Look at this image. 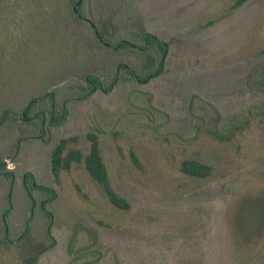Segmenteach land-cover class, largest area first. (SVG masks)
I'll return each instance as SVG.
<instances>
[{"label": "rangeland", "instance_id": "374dc122", "mask_svg": "<svg viewBox=\"0 0 264 264\" xmlns=\"http://www.w3.org/2000/svg\"><path fill=\"white\" fill-rule=\"evenodd\" d=\"M233 4L84 0L87 20L75 25L78 36L94 39V23L115 44L124 39L140 45L147 31L168 43L164 71L146 83L117 64L144 75L161 60L154 46L146 54L136 48L98 50L85 61L78 49L71 55L53 30L41 36L32 56L0 65L4 98L12 90L27 94L53 81L51 89H61L59 104L80 96L85 74H97L108 85L119 71L109 93L98 90L69 102L66 122L42 138L38 122L24 135L17 117L9 126L0 124V156L12 163L15 175L13 187L0 179V264H20L2 220L9 197L14 207L9 238H17L30 221L34 237L47 239L40 202L48 196L39 193L32 207L22 186L26 171L57 190L47 205L56 242L40 258L44 264H264V0L236 9ZM37 61H50L46 72L54 78L43 74ZM238 124L245 130L230 141L212 135L214 127L226 134ZM88 132L99 135L111 182L128 201L127 209L111 202L84 163L58 179L53 175L56 143L76 136L72 145L86 154ZM26 134L33 137L18 148L19 136ZM130 150L138 153L143 169L135 166ZM183 159L209 164L211 175L184 174Z\"/></svg>", "mask_w": 264, "mask_h": 264}, {"label": "trees", "instance_id": "16d2710c", "mask_svg": "<svg viewBox=\"0 0 264 264\" xmlns=\"http://www.w3.org/2000/svg\"><path fill=\"white\" fill-rule=\"evenodd\" d=\"M247 1L234 0L232 9L242 6ZM83 7L84 0H0V65L5 62L14 64L13 61L22 55L32 56V49H38L41 44V36L53 30L54 37L63 36L64 43L68 49L70 51L72 49L73 54L75 49H78L85 61L93 59V55H96L98 50L109 51V49L136 48L146 54L148 47L154 46L162 56L161 60L157 62L156 69L152 65L143 72L144 75H141L135 68L127 64L118 63L117 65L128 71L140 83H146L164 71V57L168 53L169 45L151 32H145L143 43L140 45L124 39L117 41L115 44L94 23H90L93 28L94 39L89 36L86 38V35L78 36L74 29L75 25L84 23L87 20L83 13ZM82 39L86 41L85 44L88 47L80 41ZM82 50H84L83 53ZM80 55L75 54V57ZM54 60L58 61V58L56 57ZM67 60L64 57L63 61L66 62ZM50 61L43 62L42 65L41 61L37 62L41 65L42 73H45L51 80L54 76L47 73L48 69L46 72V66ZM48 66L49 68L53 67L50 63ZM13 72L17 73L18 70L14 69ZM118 78L119 71L117 70L112 80L108 85H105L101 76L87 73L81 82L80 96L64 98L61 104L56 100L58 91L61 89H51L50 86L53 81L49 82L51 85L49 84L38 90H31L27 94H23L21 90L18 92L12 90V93L5 95V98L0 95V118L2 119L0 124L5 121V123L8 122L7 125L9 126L10 121H12L11 118L17 117V120H20L23 124L20 133L24 135L29 127L33 128L34 124L38 122L40 124V134L37 137L42 138L49 129L60 127L66 122L69 113V102L76 99H86L98 90L109 93L112 86L119 80ZM244 130V125L238 124L231 126L230 130L223 134L214 127L212 135L220 141L227 142L232 140L238 133L244 132ZM30 137L33 136H28L27 134L24 137L19 136L18 148L27 139H31ZM87 138L90 145L86 154L81 148L72 145V143L76 142V136L62 137L56 143L51 151L53 175L58 179L63 171L70 170L75 163H84L91 177L104 188L111 202L119 208L127 209L129 207L128 201L115 190L111 182L110 171L99 135L96 132H88ZM130 156L135 166L143 169L144 164L135 150H130ZM10 169L9 162H4L0 156V179L7 180L13 187L15 175ZM181 170L188 176L205 178L211 175L213 168L209 164L196 159H183L181 161ZM22 186L32 207L37 205L39 193H46L48 196V198L40 202L41 210L48 219L46 227L47 239L40 240L34 237L30 221L25 224L24 229L17 238H9L10 231H8L7 223L14 210L12 198L9 197L8 206L2 211V220L6 226V242L9 246L16 247L20 264H44L40 261V258L46 251L54 247L56 242L52 234L53 213L47 205L56 200L57 190L52 186L40 184L31 171H26L23 174Z\"/></svg>", "mask_w": 264, "mask_h": 264}, {"label": "built area", "instance_id": "2783aa9c", "mask_svg": "<svg viewBox=\"0 0 264 264\" xmlns=\"http://www.w3.org/2000/svg\"><path fill=\"white\" fill-rule=\"evenodd\" d=\"M12 163H9V167H12V165H11Z\"/></svg>", "mask_w": 264, "mask_h": 264}]
</instances>
